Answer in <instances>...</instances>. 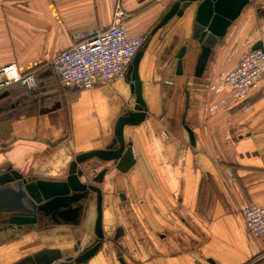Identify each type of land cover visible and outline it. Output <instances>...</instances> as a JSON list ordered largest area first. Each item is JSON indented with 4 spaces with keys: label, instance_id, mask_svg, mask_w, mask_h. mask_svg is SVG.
Returning <instances> with one entry per match:
<instances>
[{
    "label": "crops",
    "instance_id": "obj_1",
    "mask_svg": "<svg viewBox=\"0 0 264 264\" xmlns=\"http://www.w3.org/2000/svg\"><path fill=\"white\" fill-rule=\"evenodd\" d=\"M118 1L129 15L127 35L146 42L138 74L148 115L125 129L134 167L109 171L100 185L105 240L86 264H120L119 258L126 264L254 263L264 257V237L251 233L241 211L264 208V73L243 104L209 109L230 96L214 90L218 77L255 44L264 49V0H249L200 78L194 77L199 45L191 39L192 8L152 34L177 0H0V68L14 64L20 73H36L35 90L14 85L0 94V172L62 181L77 155L111 141L116 120L134 102L126 76L78 90L61 86L51 64L89 33L108 28ZM183 46L177 76L175 56ZM95 219L94 200L75 226L50 221L4 232L8 218L0 215V264L41 250L72 251L78 241L86 249L96 242Z\"/></svg>",
    "mask_w": 264,
    "mask_h": 264
},
{
    "label": "water",
    "instance_id": "obj_2",
    "mask_svg": "<svg viewBox=\"0 0 264 264\" xmlns=\"http://www.w3.org/2000/svg\"><path fill=\"white\" fill-rule=\"evenodd\" d=\"M248 2L249 0H177L152 34L172 18H183L185 12L192 8L191 39L199 45L194 77L200 78L213 55L215 46L223 40L228 28L239 17ZM145 45L146 42L134 56L126 73L130 91L134 96L133 105L130 109H125L116 120L113 137L108 145L103 149L77 155L70 162L67 176L62 181L28 180L11 169L0 172V215L8 218L9 225L5 227L4 232H22L27 226L36 227L50 219L58 226L80 225L86 217L90 201L94 200L96 205L94 245L79 250L78 241L72 251L41 250L21 259L17 264H86L103 246L105 235L102 228L100 185L109 171L126 174L134 167L136 160L131 143L126 142L125 129L139 126L148 115L138 74V64ZM251 50H263L262 44H255ZM186 51L187 47L183 46L175 56L177 76L183 75ZM182 125L188 132L191 145H194L193 134L185 126L184 117ZM97 168L101 169L91 177L89 172ZM120 234L121 232L117 231L113 240H117ZM118 261L120 264H126L122 258ZM263 261L264 257L252 264Z\"/></svg>",
    "mask_w": 264,
    "mask_h": 264
},
{
    "label": "built area",
    "instance_id": "obj_3",
    "mask_svg": "<svg viewBox=\"0 0 264 264\" xmlns=\"http://www.w3.org/2000/svg\"><path fill=\"white\" fill-rule=\"evenodd\" d=\"M128 19L129 15L118 1L108 28L89 33L59 54L51 64L59 84L66 88L87 91L96 84L110 85L115 80L124 78L128 66L145 41L142 37L127 35L125 24ZM263 73L264 49L242 56L232 70L218 77L214 85L217 93L228 91L229 98L213 105L209 111L215 112L221 106L243 104ZM14 85H21L30 91L35 90V71L20 73L14 64L0 68V94ZM241 110L246 113L250 107L244 105ZM227 177L231 183L235 182L231 173ZM241 215L251 233L257 238H263L264 208L246 205Z\"/></svg>",
    "mask_w": 264,
    "mask_h": 264
},
{
    "label": "flooded vegetation",
    "instance_id": "obj_4",
    "mask_svg": "<svg viewBox=\"0 0 264 264\" xmlns=\"http://www.w3.org/2000/svg\"><path fill=\"white\" fill-rule=\"evenodd\" d=\"M95 175H96V174H95ZM95 175H94V176H95ZM50 221H51V222H54L53 220L50 219V220H48V223H49ZM94 243H95V242H94ZM94 243H92L91 246L94 245ZM91 246H89V247H91Z\"/></svg>",
    "mask_w": 264,
    "mask_h": 264
}]
</instances>
